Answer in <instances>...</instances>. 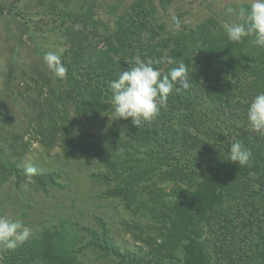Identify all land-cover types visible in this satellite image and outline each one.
<instances>
[{
	"label": "trees",
	"instance_id": "obj_1",
	"mask_svg": "<svg viewBox=\"0 0 264 264\" xmlns=\"http://www.w3.org/2000/svg\"><path fill=\"white\" fill-rule=\"evenodd\" d=\"M8 1L11 11L21 0ZM58 1L49 10L68 45L61 57L68 72L56 78L54 98L36 100L40 109L28 119L34 138L40 150L52 155L55 149L68 163L80 157L106 165L90 177L107 186L102 198L126 203L132 215L120 224L148 249L145 255L123 251L108 221L96 216L99 229H69L63 220L15 250L0 247L1 263L84 264L77 256L92 248L117 264H264V135L244 128L249 102L264 92V48L251 38L228 40L215 16L193 25L179 13L169 27L176 0L111 5L109 17L97 10L98 0ZM137 55L159 61L154 67L163 74L184 63L191 86L173 91L151 123L136 128L131 118L121 119L107 129L101 121L113 112L108 84ZM231 139L251 150L249 164L227 161ZM11 167L18 179L31 177L45 192L63 172ZM9 176L0 178V196ZM84 231L90 237L81 244Z\"/></svg>",
	"mask_w": 264,
	"mask_h": 264
},
{
	"label": "rangeland",
	"instance_id": "obj_2",
	"mask_svg": "<svg viewBox=\"0 0 264 264\" xmlns=\"http://www.w3.org/2000/svg\"><path fill=\"white\" fill-rule=\"evenodd\" d=\"M54 1L21 0L17 7L13 10L12 7L9 11L10 1L0 0V8L6 7L0 14V178L10 175L2 185L0 217L18 220L31 228L32 235L29 239L39 237L44 229L53 228L63 220H67L69 229L76 224L99 229L96 216L104 217L123 251L129 248L142 255L148 247L141 244V248V242L133 234L125 232L120 224L121 219H130L132 215L126 203L120 198H102L100 193L107 186L101 182V178L92 180L90 177L89 171L98 167L106 168V165L99 164V159L88 161L80 157L79 160L68 163L62 158V153L55 149L52 150V155H48L45 148L40 150L42 146L34 138L35 128L28 119L40 109L36 100L47 96L54 98L52 88L59 90L57 79L47 69L43 56L53 51L61 58L68 48L63 43L61 34L53 28L56 22L49 8ZM134 1L98 0L97 10L109 17L113 16L109 10L111 5L126 7ZM58 2L63 4L61 0ZM246 2L250 3V0H176L171 16L168 15L166 20L170 27L179 13H185L182 16L183 23L191 22L193 25L211 16L223 23H239L242 20L237 13L241 9L240 5ZM228 8L236 11L229 14L226 11ZM224 17L227 19L224 20ZM52 29L54 30L50 31ZM108 116L109 119L101 121L107 129L116 121L113 120L112 113ZM11 164L25 170L34 168L38 172H44L56 168L63 172L57 183L47 184L49 191L45 192L31 177L23 175L18 179ZM18 180L21 184L14 188ZM12 188L16 190L12 191ZM6 193H9L7 198L2 197ZM23 195L31 201L30 206L21 200L20 196ZM83 237L81 244L89 240L87 231L83 232ZM77 257L84 264L118 262L114 256L101 257L100 252L92 248L84 249ZM0 264L9 263L0 261Z\"/></svg>",
	"mask_w": 264,
	"mask_h": 264
},
{
	"label": "clouds",
	"instance_id": "obj_3",
	"mask_svg": "<svg viewBox=\"0 0 264 264\" xmlns=\"http://www.w3.org/2000/svg\"><path fill=\"white\" fill-rule=\"evenodd\" d=\"M229 14L236 10L228 8ZM242 22L224 23L222 30L228 40L240 43L245 38L264 48V0H250L247 8L239 9L238 13ZM47 69L54 78L63 80L68 72L62 63L60 55L49 51L43 56ZM134 63L127 70L122 71L117 79L109 82L111 91V106L113 120H129L139 128L142 123H151L167 105L169 95L189 89L188 67L180 63L171 68L166 74L154 67L159 61L144 60L139 55L133 58ZM247 124L244 127L249 135H264V92L257 94L248 104L246 112ZM227 161L245 166L252 158L250 149L245 148L239 140L228 141ZM29 174H34L35 169H27ZM32 235L31 228L23 225L18 220H9L0 217V247L15 250L23 245Z\"/></svg>",
	"mask_w": 264,
	"mask_h": 264
}]
</instances>
